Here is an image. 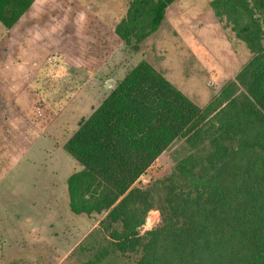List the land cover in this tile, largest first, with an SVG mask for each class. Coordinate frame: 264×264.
Returning a JSON list of instances; mask_svg holds the SVG:
<instances>
[{
    "label": "trees",
    "instance_id": "1",
    "mask_svg": "<svg viewBox=\"0 0 264 264\" xmlns=\"http://www.w3.org/2000/svg\"><path fill=\"white\" fill-rule=\"evenodd\" d=\"M33 1L0 0V22ZM173 1L130 0L116 42L135 48ZM210 5L251 56L204 106L141 59L63 144L80 166L66 179L71 211L101 216L76 264H264V0ZM173 144L170 171L135 186ZM153 209L158 223L141 231Z\"/></svg>",
    "mask_w": 264,
    "mask_h": 264
},
{
    "label": "rangeland",
    "instance_id": "2",
    "mask_svg": "<svg viewBox=\"0 0 264 264\" xmlns=\"http://www.w3.org/2000/svg\"><path fill=\"white\" fill-rule=\"evenodd\" d=\"M61 1L69 6L80 2ZM101 1L106 6L113 3V0ZM129 1L115 0L116 6L120 2L122 17L125 16ZM210 1L174 0L168 5L160 25L135 43V48L121 44L116 54L108 58L105 76L88 79L84 86L87 92L75 95L77 98L73 103L65 106V101L73 95L67 91L76 89L71 79L63 76L43 78L40 79L45 85L42 89L51 92L36 96L39 98L35 103L36 108L24 111L23 117L13 109L7 112L6 125H2L0 121V255L9 258L10 262L3 264H51L61 256V249L58 247L51 248L53 252L47 255L35 250L40 243L52 244L54 241L47 232L50 229L49 223L56 222L54 219L57 206L53 202L58 198L59 192L60 198L63 196L62 171L69 172L77 163L60 147L61 143L72 134L79 120L92 111L131 66L141 59L150 62L196 104L204 106L210 96L225 81L233 78L250 58L251 52L245 43L237 38L226 18L214 13ZM106 42L108 52L113 40L107 37ZM70 82L73 86H70ZM29 105L34 107L32 103ZM3 107L1 100L0 112ZM2 115L0 113V117ZM53 120L54 125L60 120L57 133L48 130V133H54L58 138L55 146L43 134L47 124ZM9 121L13 122V126ZM40 134L42 137L31 143ZM176 145L165 149L134 185L144 186L167 174L173 164V150ZM13 148L16 151H9ZM24 148L26 153L18 157ZM61 167L64 169L59 170ZM88 217L89 232L75 246V252L68 254L61 263L76 264L89 256V252L82 253L78 246L84 244L85 240L94 242L97 227L93 224L101 216L92 214ZM158 221L159 212L150 210L141 231L151 228ZM85 230L83 222L82 231ZM66 235L71 238L69 233ZM21 244L25 245L22 250L24 253L27 251L26 256L20 252L12 253ZM34 246L36 247L31 251L29 248Z\"/></svg>",
    "mask_w": 264,
    "mask_h": 264
},
{
    "label": "crops",
    "instance_id": "3",
    "mask_svg": "<svg viewBox=\"0 0 264 264\" xmlns=\"http://www.w3.org/2000/svg\"><path fill=\"white\" fill-rule=\"evenodd\" d=\"M103 2L80 0L79 3L69 6L61 0H34L11 27L6 28L0 22V99L4 106L1 110H8L9 113L13 109L16 114L21 113L23 117L24 111L36 108L35 103L39 101L36 96L51 92L42 89L45 85L40 79L43 78L63 76L71 79L76 89L67 91L74 96L67 99L66 106L75 101L77 98L75 95L87 92L84 86L88 79L105 76L108 58L115 55L122 44L119 39L116 42V35L113 33L115 25L122 18V12L120 2L117 6L115 0H113V6L111 3L106 6ZM107 37L113 40L108 52ZM72 82L70 86H73ZM29 103L34 104V107ZM54 122V120L50 121L43 133L47 136L44 138L49 143L54 142L53 146L57 145L55 141L58 138L53 135L54 133H48V130L57 133L60 120L55 125ZM9 124L13 126L12 121H9ZM70 135L62 141L61 148ZM40 137L42 134L33 137L31 143L36 142ZM9 151L16 150L13 148ZM26 151V148L23 151H17L19 152L17 156L22 157V153ZM79 168L78 162L69 172L63 170L64 167L59 168L63 170L61 179L63 196L60 198L59 192L58 198L53 202L57 206L54 219L56 222L49 223L50 229L47 232L54 241L52 244L40 243L35 249L36 252L40 250L47 255L53 252L51 248H60L61 256L54 259L51 264H59L68 254L75 252V246L90 230L87 218L89 219L88 216L92 214L74 213L69 206L66 179ZM83 222L86 227L84 232L82 231ZM97 224L98 219L93 226L97 227ZM66 233H69L71 238H67ZM24 247L25 245L21 244L12 253L20 252L26 256L27 251L24 253L22 250ZM35 247L29 249L33 251ZM8 259L0 255V264L10 262Z\"/></svg>",
    "mask_w": 264,
    "mask_h": 264
}]
</instances>
